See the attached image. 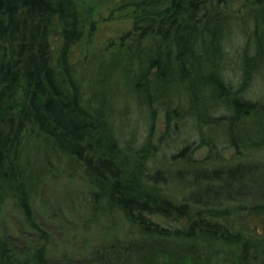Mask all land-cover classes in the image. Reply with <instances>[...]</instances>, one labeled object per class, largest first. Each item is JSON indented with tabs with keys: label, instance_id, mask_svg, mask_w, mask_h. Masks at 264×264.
I'll use <instances>...</instances> for the list:
<instances>
[{
	"label": "trees",
	"instance_id": "trees-1",
	"mask_svg": "<svg viewBox=\"0 0 264 264\" xmlns=\"http://www.w3.org/2000/svg\"><path fill=\"white\" fill-rule=\"evenodd\" d=\"M115 3L133 21L126 40L151 44L133 84L139 104L153 113L163 107L174 127L192 121L200 142L183 146L153 173L150 140L131 162L109 124L113 112L96 109L91 91L84 99L75 76L73 48L85 25L96 22L93 7L85 0H0V205L10 199L38 234L36 245H18L0 220V264H72L44 245L46 233L34 223L30 199L48 172L72 177L77 171L94 188L89 217L109 225L119 220L115 226L121 227L119 238L106 237L118 249L102 245L93 257L97 264H161L168 251L191 264H264L262 207L252 206L242 217L254 234L234 229L241 213L234 187H264V124L257 138L246 131L249 122L264 120V98L248 95L264 67V0ZM231 26L237 28L232 36ZM229 65L238 72L235 86L226 76ZM164 87L186 92L188 107L206 113L182 112L180 95L157 97L154 90ZM216 108L222 113L215 115ZM223 125L230 135L222 139L236 156L223 157L219 143L201 138L202 127ZM199 149H206L202 158ZM158 184H178L180 201L161 196Z\"/></svg>",
	"mask_w": 264,
	"mask_h": 264
},
{
	"label": "rangeland",
	"instance_id": "rangeland-1",
	"mask_svg": "<svg viewBox=\"0 0 264 264\" xmlns=\"http://www.w3.org/2000/svg\"><path fill=\"white\" fill-rule=\"evenodd\" d=\"M115 1L119 0H85L88 6L93 7L91 19L96 22L91 26L92 28L90 22H88L89 25H85L83 37L73 48L75 76L81 82L84 99L89 97V91H91L95 98L96 109L104 107L113 112L115 118L112 117L109 124L112 125L113 134L118 139V147L126 152V157L131 162L137 159L139 149L145 141L150 140V153L153 156L148 160L147 165L153 173L157 167H166L171 156L176 155L183 146L191 145L196 148L200 138L198 129L195 128L196 124L194 125L192 121H177L174 127L175 121L167 122L164 119L163 107L153 113L146 106L139 104L142 97L140 96L139 99L138 95L136 97L137 92L135 88L133 89V84L139 71L144 67L145 52L151 44L146 45L140 42L135 45L134 42L126 40L133 32V21L125 15V11L120 10L122 4H113ZM128 9L130 8L126 10ZM236 29L231 26V36ZM242 29L244 26L239 28V30ZM232 40L233 38L229 39L230 42ZM229 50L231 52V49ZM231 55H234L233 51ZM231 59L236 66L237 58L233 56ZM258 74L255 88L253 86L251 93L248 92L252 99L264 98V67ZM226 76L233 86L239 80L238 72L231 65L228 66ZM146 79H152V77L147 76ZM154 94L164 101L176 99L180 95L182 112L194 110L201 115L206 113V109L201 106L189 108L186 92L181 93L178 88L174 91L164 87L162 92L155 89ZM212 111L213 113L219 111L215 112V115H218L223 109L216 108ZM260 123L264 124V120L257 124L249 122L246 126L247 136L250 135L251 138L261 136ZM200 134L206 141H212L215 145L219 143L218 149L223 157L236 156L233 148L229 149L230 145L222 139L230 135L227 126L202 127ZM241 152L245 153L244 150ZM196 155L200 158L204 157L206 149H199ZM242 156L244 157L239 153L238 158L242 159ZM259 156L264 154L259 152ZM170 186L158 184L156 189L161 196L178 203L182 197L177 190L178 184ZM234 191H236V203H238L235 204L241 209V213L236 216L238 218H234V229L244 235H251L253 227L251 223L245 221L248 219L242 217L252 206L262 207L261 215L264 217V187L241 185L234 187ZM93 192L94 188L87 183L79 171L72 177L48 172L40 181L35 196L30 199L34 223L46 233L44 245L57 259L72 264H97L93 257L96 253H101L102 245L107 244L118 249V244L110 243L107 240L109 238L106 237L110 233L111 237L121 236L120 224L115 226L119 220L113 223L110 221L112 224L109 225L100 219L89 217L91 209L87 207ZM228 214L233 213L228 211ZM0 220L4 232L18 245L38 243V234L30 230L23 214L10 199L0 205ZM163 257L165 260H160L162 263H192L187 256L182 258V255H175L173 251H168Z\"/></svg>",
	"mask_w": 264,
	"mask_h": 264
}]
</instances>
